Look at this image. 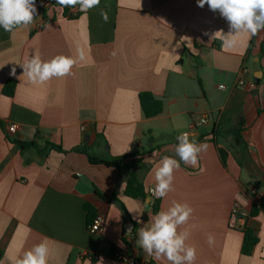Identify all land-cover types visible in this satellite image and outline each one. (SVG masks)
<instances>
[{"label": "crops", "instance_id": "0c3cea01", "mask_svg": "<svg viewBox=\"0 0 264 264\" xmlns=\"http://www.w3.org/2000/svg\"><path fill=\"white\" fill-rule=\"evenodd\" d=\"M36 7L27 27L0 28V264H12L45 239L48 264H120L112 258L116 251L145 264H169L148 256L136 237L155 215L154 168L164 156L179 161L175 146L184 132L208 148L195 168L180 161L174 191L160 198V211L172 201L193 209L178 231L190 233L194 264H264V212L252 214L257 204L251 196L256 190L264 204V31L241 34L225 48L213 35L227 33L228 22L197 0H101L86 13L79 5L69 8L74 17L80 12L75 19L56 0H36ZM37 51L43 61L73 58V75L44 85L19 78V64ZM243 66L252 90L237 87ZM11 80L16 91L10 98L3 89ZM142 92L164 102L162 115L144 117ZM202 118L207 122L200 125ZM240 118L245 151L232 135ZM10 125L18 127L13 135ZM15 140L31 146L22 151ZM219 148L228 152L226 166ZM89 157L126 158L115 169L93 165ZM131 173L144 198L126 195ZM238 203L247 217L232 216ZM88 205L103 218V233L89 232ZM137 211L140 223L133 219ZM247 228L258 238L250 255L242 253Z\"/></svg>", "mask_w": 264, "mask_h": 264}, {"label": "clouds", "instance_id": "9594fccd", "mask_svg": "<svg viewBox=\"0 0 264 264\" xmlns=\"http://www.w3.org/2000/svg\"><path fill=\"white\" fill-rule=\"evenodd\" d=\"M61 7L75 8L79 5L81 12L98 7L100 0H56ZM199 7L207 5L212 11H219L229 24V31L214 33L219 37L223 47L232 48L236 45V38L244 33L256 35L264 31V0H197ZM37 15L36 0H0V28L6 32H13L18 27H27ZM101 18L105 23L109 17L101 10ZM83 59V55L80 56ZM76 60L64 55H56L48 61H43L39 52L25 56L20 67L22 75L33 85H44L53 78H63L73 75L72 69ZM10 75L16 76V68L11 69ZM189 132L177 137L178 144L175 153L179 161L170 156H164L154 168L155 187L150 190L157 199L167 196L174 191V172L180 168V161L193 168L198 166V156L208 148L207 143L197 144L190 140ZM150 161V158H146ZM193 209L187 203L172 201L171 206L153 215L150 221L141 227L136 237V245L148 256L160 260L165 258L169 264H194L196 260L195 246L186 244L190 235L188 230L178 231L180 226L188 223ZM140 212L133 217L140 223ZM132 229L128 235L131 238ZM209 246L213 245L214 237L209 234ZM49 247L47 239L23 252L22 256L13 258L12 264H48Z\"/></svg>", "mask_w": 264, "mask_h": 264}, {"label": "trees", "instance_id": "16d2710c", "mask_svg": "<svg viewBox=\"0 0 264 264\" xmlns=\"http://www.w3.org/2000/svg\"><path fill=\"white\" fill-rule=\"evenodd\" d=\"M101 1V0H100ZM55 5V3H54ZM58 5V4H57ZM60 6V5H58ZM64 8V15L66 17L75 19L80 15V12H77V15L74 17L70 13L69 8L63 7ZM43 14L45 16V11H43ZM45 18V17H44ZM16 91V81L11 80L8 81L5 84V87L3 89V94L7 97H13ZM139 101H140V106L142 109V113L146 119H153L156 118L160 115L163 114L164 112V102L160 99H157L152 93L150 92H142L139 95ZM0 126L2 124L0 123ZM245 130V120L243 118H240L238 120V123L234 130L232 131V135L234 137V140L236 144L243 150H247V144L243 138V131ZM18 144H20L22 151H26L31 145L23 143L19 140H15ZM49 148L51 150H55L61 153H64L62 148L60 146H55V145H49ZM219 153L222 159V163L224 166H226L227 158H228V152L224 149L219 148ZM126 157H119L117 159L111 160V161H105L102 159H97L93 157H89V161L93 165H102L108 168H115V169H121L123 167V162ZM126 195L130 198H144L146 196L144 187L140 180L138 179L137 175L134 173H131L129 175L128 183H127V188H126ZM115 201L119 204L120 208L124 213L127 214L126 209L124 205L119 202L117 199ZM257 207H254L252 214H255L257 211L261 210L264 212V204H263V199L261 198L260 202L256 205ZM161 208V201L160 199H156L153 204V213L156 214L160 211ZM85 209L88 212V222L91 224L94 219L97 217L94 209L91 206H86ZM144 220L147 219V216L144 215ZM258 243V238L256 237L255 231L247 228L244 230V243L242 247V253L244 255H250L253 248L256 246ZM4 253L2 250H0V260L2 259Z\"/></svg>", "mask_w": 264, "mask_h": 264}, {"label": "built area", "instance_id": "2783aa9c", "mask_svg": "<svg viewBox=\"0 0 264 264\" xmlns=\"http://www.w3.org/2000/svg\"><path fill=\"white\" fill-rule=\"evenodd\" d=\"M250 74V69L247 66H243L240 71V77L238 79V88H248L249 90H252L255 88V84L252 81H248L247 78ZM221 89H224V86H220ZM207 122V118H202L200 121V125H203ZM18 127L16 125H10L8 126V133L15 134L17 132ZM151 198L155 201L157 198L151 195ZM251 196L253 199V202L255 204H258L261 200V196L258 194L256 190L251 191ZM232 216L234 218H244L248 216V213L241 208V206L238 204H235L232 208ZM104 231V220L101 216H97L93 223L89 226V232L91 234H100ZM112 258L116 261H118L120 264H145L137 259L130 258L126 255H124L121 251H116L112 255Z\"/></svg>", "mask_w": 264, "mask_h": 264}, {"label": "water", "instance_id": "95a60500", "mask_svg": "<svg viewBox=\"0 0 264 264\" xmlns=\"http://www.w3.org/2000/svg\"><path fill=\"white\" fill-rule=\"evenodd\" d=\"M255 71L256 72H260V66L259 65H256V67H255ZM260 76V73H259V75H258V77ZM133 235L131 234V237H132Z\"/></svg>", "mask_w": 264, "mask_h": 264}]
</instances>
